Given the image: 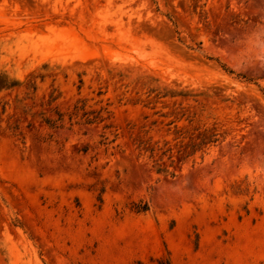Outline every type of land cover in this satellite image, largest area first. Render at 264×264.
Here are the masks:
<instances>
[{
    "label": "rangeland",
    "instance_id": "obj_1",
    "mask_svg": "<svg viewBox=\"0 0 264 264\" xmlns=\"http://www.w3.org/2000/svg\"><path fill=\"white\" fill-rule=\"evenodd\" d=\"M0 264H264V0H0Z\"/></svg>",
    "mask_w": 264,
    "mask_h": 264
},
{
    "label": "trees",
    "instance_id": "obj_2",
    "mask_svg": "<svg viewBox=\"0 0 264 264\" xmlns=\"http://www.w3.org/2000/svg\"><path fill=\"white\" fill-rule=\"evenodd\" d=\"M17 81H10L8 78H3L0 80V88H11L17 85ZM136 264H143L141 261H138ZM168 264H171L170 260H168Z\"/></svg>",
    "mask_w": 264,
    "mask_h": 264
}]
</instances>
